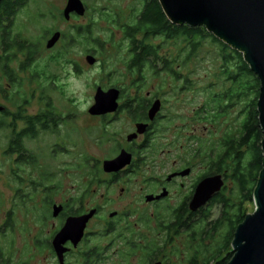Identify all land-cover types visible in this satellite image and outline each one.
<instances>
[{
    "label": "flooded vegetation",
    "instance_id": "1",
    "mask_svg": "<svg viewBox=\"0 0 264 264\" xmlns=\"http://www.w3.org/2000/svg\"><path fill=\"white\" fill-rule=\"evenodd\" d=\"M83 4L85 16L71 14L66 20L64 10L54 14L62 23L68 22L69 28L50 30L37 42L40 48L37 54L7 55L14 58L7 64L13 73V76L7 75V93L21 88L28 94V99L20 104L7 102V152L10 153L7 158L11 176L8 184L14 206L26 203L35 194V201L38 194L52 207L62 206L58 216L62 227L70 217H82L95 211L82 241L77 246L66 244L69 252L65 255V264H108L119 257L122 260L130 244L139 248L155 237L160 242L169 237L170 219L174 216L170 212L190 207L198 185L207 178L208 166L202 153H191L193 141L188 138L194 137L197 129L192 130L193 135L189 134L186 121L181 119L179 103L186 93V70L181 72L179 80H172L168 64L158 61L153 66H142L136 59L141 54L140 43L155 45L160 57H170L161 44H155L156 40L162 41L161 38L127 34L133 18L144 8V0H135V5L128 6L129 11L122 14L109 7ZM78 18L89 20L83 25L73 24ZM55 34H60L57 45L51 50L55 53L41 54ZM78 46L83 49L75 55L74 49ZM88 56L96 61L90 66H99L102 74L100 82L94 86L96 94L99 90L119 92L115 112L93 115L95 100L85 113L71 108L62 112L57 106L54 95L63 90L59 70L64 73V68L71 64L76 74L86 72ZM42 58L45 60L40 66ZM154 60V55L150 56V61ZM178 71L174 70L175 76ZM155 79L161 81L159 86L150 85ZM157 104L160 108L151 117ZM35 106L37 109L32 111ZM81 116L86 124H83V132L78 133L81 137L86 135V140H77L80 136L74 135L76 119ZM63 126L67 129L65 138L61 135ZM93 131L98 134L94 154H105L106 158L87 155V147L92 145L87 140ZM30 141H42L43 147L35 151L28 146ZM29 153L31 159L27 161ZM124 153L131 156V164L119 172H105L104 163ZM59 155L81 159L75 167L88 172L85 180L64 183L55 179L52 167ZM41 157L49 159L50 165L44 164ZM29 162L37 164L38 168L35 170ZM27 168L38 171V178H33L32 172L27 175ZM66 184L72 186L66 189ZM164 193L167 196L158 199ZM54 196L61 197L60 203H55ZM125 197L130 201L113 210ZM61 228L53 236L51 246ZM7 232L10 233L0 230V243L10 244L8 237L7 241L1 238ZM163 245L165 247L164 242Z\"/></svg>",
    "mask_w": 264,
    "mask_h": 264
},
{
    "label": "trees",
    "instance_id": "2",
    "mask_svg": "<svg viewBox=\"0 0 264 264\" xmlns=\"http://www.w3.org/2000/svg\"><path fill=\"white\" fill-rule=\"evenodd\" d=\"M29 1L0 2V107L4 108L0 113V131L7 132L8 128L7 102L20 104L28 99V94L21 88L15 93H7V75L13 76L7 64L14 59L7 58V55L24 52L37 54L40 49L37 41L27 37L19 28V22H16V16L28 7ZM144 3V8L133 18L127 34L131 37L161 38V46L167 49L170 45L176 50V54L172 52L170 57H160L155 45L140 43V48L144 50L141 49V54L136 59L142 66H153L158 61L168 64L172 80H179L181 72L186 70V91H194L195 86L201 89L206 99L196 116L200 117L205 128H208V124L212 127L209 128V138H188L193 141L191 153H202L208 166L205 177L223 175L225 186L207 206L196 213L191 212L189 206L170 212L174 216L170 219L169 237L161 242L155 237L149 244L139 248L130 244L129 250L124 253L127 256H123V263L131 264L130 257L138 254L137 251L141 255L139 259L142 264H154L162 259L168 261L169 256L178 249L175 240L185 237L190 248L186 264H229L233 258L232 244L237 228L249 214L246 204L254 203V192L263 170L264 134L258 111L261 81L252 72L243 53L208 32L205 27L173 25L166 17L159 0H144ZM23 26L26 28L25 24ZM153 55L155 60L150 61V56ZM176 69L179 71L175 76ZM200 69L203 70L202 81L196 79L195 83V74ZM232 113L236 117L234 121H231ZM217 130H223L218 139L214 137ZM9 155L6 146L4 156ZM30 156L29 153L27 161L31 159ZM28 164L35 170L38 168L35 163ZM228 183L233 188L229 189ZM35 195L26 203L16 204L11 211L6 212L0 230L10 231L13 235L16 222L12 216L16 209L26 210L33 216L35 224L45 227L50 213L52 215V206L47 200L38 206ZM56 232L45 238L41 234L33 247L39 253L46 250L54 252L51 241ZM1 238L7 239V235ZM207 240L211 242L210 246L202 244ZM163 242L165 247L162 246ZM12 248L13 243H0V264H14L12 255L7 253ZM32 253L30 246L23 250V256ZM30 261V258H21L18 264H30Z\"/></svg>",
    "mask_w": 264,
    "mask_h": 264
},
{
    "label": "water",
    "instance_id": "3",
    "mask_svg": "<svg viewBox=\"0 0 264 264\" xmlns=\"http://www.w3.org/2000/svg\"><path fill=\"white\" fill-rule=\"evenodd\" d=\"M159 2L173 25L205 27L208 32L244 54L245 61L261 81L258 111L264 134V0H159ZM71 14L85 16L86 8L82 0H68L64 10L65 19L69 20ZM59 39L60 34H55L47 47L49 49L54 47ZM88 61L90 64L95 63L91 57ZM118 99V91L99 90L91 113L99 115L115 112ZM159 108L158 104L153 108L151 117L155 116ZM3 110L4 108L0 107V112ZM262 149L264 153V140ZM130 164L131 156L124 153L115 160L106 161L104 170L107 173L119 172ZM224 186L225 179L222 175L204 179L198 185L190 204L191 212L196 213L207 206ZM165 196L166 193L158 199ZM253 200L255 212L248 214L237 228L232 244L233 258L229 264H264V161ZM62 210V206H53L52 217L58 218ZM94 215L95 211H92L82 217H70L66 220L52 242L59 264H65V255L69 252L66 244L70 242L77 246L82 241L87 224Z\"/></svg>",
    "mask_w": 264,
    "mask_h": 264
},
{
    "label": "rangeland",
    "instance_id": "4",
    "mask_svg": "<svg viewBox=\"0 0 264 264\" xmlns=\"http://www.w3.org/2000/svg\"><path fill=\"white\" fill-rule=\"evenodd\" d=\"M83 2H85L89 7H94V6H100V7H109L111 9H114L115 11L119 12L120 14L124 13V12H128V6L130 7L131 5H135V0H116L114 2L111 1H102V0H82ZM68 0H30L28 7L22 11L21 13H19L16 16V22H19L20 25V29L21 31H23L25 33V35L27 37H31L33 38V40L35 41H40L43 39V37L52 29L55 28H60L62 31H66L69 28V24L67 23H62L61 21L57 20L54 17V14H60L61 12H63V10L66 9ZM102 9V8H101ZM47 16V17H46ZM89 19H80L78 18V20H73L72 23L73 24H78V25H83L85 24V21H88ZM26 26V28H24V25ZM120 38V36H119ZM49 43V42H48ZM163 43L160 40H156L155 44L159 45ZM57 45V43L54 45V47ZM172 45V43H171ZM166 46V45H165ZM48 48V47H44L42 49L41 54L49 56L51 54H54V52H51V50L54 48ZM83 49V46H78L75 47V55H78ZM166 52L169 51V53L171 54L172 52L176 54V50L171 47L170 45L167 47V49H165ZM57 52V51H56ZM107 54H111V53H107ZM45 56V57H46ZM109 58L111 57V55L108 56ZM77 58V57H76ZM44 58H42L39 61V65L42 66L43 65V60ZM45 60V59H44ZM85 60V58H84ZM96 62V61H95ZM93 64H87L85 61V67L86 69L89 71L91 69H93L92 66ZM54 71V69H51ZM58 72V69H57ZM87 72V71H86ZM109 73V72H108ZM64 73L61 72V70H59V79L61 81V79L64 77ZM102 74H98V76L95 78V80L89 85V96L92 98L93 103L94 104V100H95V96H96V88L94 87L95 84L100 82V76ZM202 75H203V70L200 69L198 70L197 74H195L194 78V82L196 83V79H198L199 82L202 81ZM200 78V79H199ZM59 81V82H60ZM159 79H155L152 80V82L150 83L151 86H159L160 85ZM198 86H195V90L194 91H186L185 95H183L181 103H179V107L181 110V119H184V121H186L187 125H188V130H189V134H192V130L197 129L196 135L195 136H200L203 138H209V128H211L212 126L208 124V128H205V124H203V122H201L200 117L196 116V113H198L202 107V105L205 103V95L201 92V89L197 88ZM153 88V87H152ZM54 98L56 99L55 101L57 102V106L60 109V111L62 112H67V110H69V108L71 109H75L74 111H76L77 113L79 112L76 107H72V105H74V101H72L71 99H68L65 97V94L63 92V90H60L59 93H56L54 95ZM37 109V107L35 106L34 108H32V111H35ZM81 113V112H79ZM236 117H234V114H231V121H234ZM84 116H81L80 118L76 119V124L77 126L76 128V133H74L75 136H80L79 135V131L83 132V124H86V122H84ZM66 126L61 127V135L65 138L66 133H67V129H65ZM226 127V125H225ZM223 128V127H222ZM223 134V130H217V132L215 133L214 137L215 138H220ZM96 135H98L96 133V131H93L90 136L91 138L87 140V142L92 143L91 146H89V148L87 147V155L89 157H93L96 156L98 157V159L101 158H106L105 154H103V156L101 155H97L94 154V152H96V150H94V140L97 137ZM193 135V134H192ZM86 135L84 136H80L77 140H79L80 138L85 139L84 138ZM89 136V135H88ZM6 146H7V132L5 131H0V226L2 225V222L4 221L5 218V214L6 212L8 213V211H11L13 209V202H12V193L10 192L9 189V184L8 182L10 181V161L7 157L4 156V153L6 151ZM28 146L37 151L40 148L43 147V142L40 141H30L28 143ZM42 159V161L44 162V164L46 165H50L51 162H49V159H47L46 157H41L40 160ZM81 160V159H80ZM79 158H74L72 156H67V155H59L57 157V160H55L53 162V167H52V173L54 175L55 179H59L60 182H64V183H69V182H81L84 181L87 173L86 170H77L75 165L77 163H80ZM32 172V173H31ZM27 175H29V173H31L33 178H38V171H31L27 168ZM72 186V184H66L65 187L70 188ZM228 187L229 189L233 188L231 183H228ZM41 196L42 195H38L37 194V201L36 204L38 206H41V204L43 203V201L41 200ZM61 197L58 196H54V200L55 203H60ZM130 201V199H127V197H125L123 199V201L121 202V205L117 204L114 205L112 207L113 210L116 209H120L125 205V202ZM246 207L248 209L249 214H253L255 212L256 206L255 204H246ZM53 208V207H52ZM215 213V209L213 210ZM14 215L12 216L14 221L16 222L15 225V231L13 233V235H11V233L7 232V237L9 238L8 241L9 243H13V248L12 250L9 249L8 250V254H11L14 260V264H18L19 260L22 259H28L30 258V264H59L54 252L46 250L43 253H39L34 246V242L35 240L41 235L43 234L44 237H47L49 235H51L52 233L56 232L57 230H59L62 227V221L61 219L58 218H53L51 213H50V219L47 222V225L45 227H40L38 224H35L34 222V218L31 214H28L26 210H19L16 209L14 211ZM42 230L44 231L42 233ZM224 230V229H223ZM222 230V232H224ZM10 232V231H9ZM42 238V239H43ZM176 245L178 247L177 250L175 251V254L169 256L168 261H163L161 260V263L163 264H186V260L188 255L190 254V248L188 247V242L187 239L185 237H181L180 239H176ZM203 245H211V242H209V240H207V242H202ZM32 247V251L33 253L31 255H26L23 256V250L26 247ZM140 253L134 255V257H130V263L131 264H142L141 260L139 259L141 257V255L139 256ZM125 256H127V254H124ZM123 255V256H124ZM159 262H156L154 264H157ZM108 264H124L123 263V257L121 260V257H119L118 260H115V262H111Z\"/></svg>",
    "mask_w": 264,
    "mask_h": 264
},
{
    "label": "clouds",
    "instance_id": "5",
    "mask_svg": "<svg viewBox=\"0 0 264 264\" xmlns=\"http://www.w3.org/2000/svg\"><path fill=\"white\" fill-rule=\"evenodd\" d=\"M82 54V53H81ZM64 77L60 81L65 97L74 101L76 109L85 113L93 103L89 96V85L99 74V66L87 72L76 74L71 64L64 68Z\"/></svg>",
    "mask_w": 264,
    "mask_h": 264
},
{
    "label": "bare ground",
    "instance_id": "6",
    "mask_svg": "<svg viewBox=\"0 0 264 264\" xmlns=\"http://www.w3.org/2000/svg\"><path fill=\"white\" fill-rule=\"evenodd\" d=\"M89 57V56H88Z\"/></svg>",
    "mask_w": 264,
    "mask_h": 264
}]
</instances>
